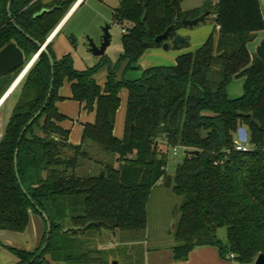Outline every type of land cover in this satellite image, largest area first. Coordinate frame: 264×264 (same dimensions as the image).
<instances>
[{
  "label": "trees",
  "instance_id": "obj_1",
  "mask_svg": "<svg viewBox=\"0 0 264 264\" xmlns=\"http://www.w3.org/2000/svg\"><path fill=\"white\" fill-rule=\"evenodd\" d=\"M6 1L0 0V47L13 41L25 61L36 50L32 39L44 40L68 0H55V6L35 15L38 0H10L8 10ZM180 1L118 0L111 17L121 24V50L113 66L107 65L101 84L93 77L98 64L77 69L67 53L55 58L49 41L44 46L53 61L48 96L50 67L44 51L21 76L0 134V228L22 230L30 209L40 216L44 212L49 231L45 238L41 216L44 230L33 250L7 245L17 258L14 264H105L101 257L105 251L82 247L80 235L94 238L105 228L115 241L124 233L138 239L158 179L179 197L173 258H184L200 244L216 246L222 256L232 252L231 258L247 263L264 252V60L246 47L248 36L253 39L264 28L258 0H204L187 9ZM202 10L214 24L194 50L178 53L172 64L148 65L133 79L116 74L120 62L124 70L133 67L145 48L160 45L175 33L181 17ZM169 24L167 35L154 41ZM17 69L20 66L13 70ZM236 76H242L241 93L231 97L226 85ZM64 80L69 82L70 97L94 112L93 121L82 124L77 143L67 141L68 128L59 123L65 115L54 104ZM122 88L123 133L116 137L112 124ZM34 124L39 133L32 130ZM239 125L250 146L245 150L234 148ZM170 146L179 147L182 155L168 173ZM81 158L97 170L89 167L76 174ZM220 226L224 241L216 235Z\"/></svg>",
  "mask_w": 264,
  "mask_h": 264
},
{
  "label": "rangeland",
  "instance_id": "obj_2",
  "mask_svg": "<svg viewBox=\"0 0 264 264\" xmlns=\"http://www.w3.org/2000/svg\"><path fill=\"white\" fill-rule=\"evenodd\" d=\"M73 0H68L65 10ZM204 0H181V8L187 9L195 5H201ZM41 4L49 3L50 0H38ZM118 3V0H78L73 8L67 13L61 23V28L51 42V49L55 58H58L64 53H67L72 66L77 69H83L94 64H98L93 72L94 78L100 83L103 82L107 70V65L113 66L118 53L121 50L120 32L121 24L113 22L111 17L112 8ZM260 13L264 21V0H258ZM104 22L109 23L108 31L110 34L109 42L102 52L101 61L100 55L92 54L86 45V36L92 38L94 43H98L100 38V26ZM213 19L207 14L202 20H199L190 25H181L186 28V36L188 39L185 44L174 46L168 41V47L162 45H154L143 50L133 67L124 70V63L120 62L116 68L118 76L123 75L127 79H133L139 76L142 68L152 64H172L178 53L194 50L198 47L207 36L210 29L213 27ZM261 29L257 32L260 34ZM257 37V36H256ZM253 40L246 42L248 50L253 48ZM31 54L25 56L29 59ZM25 60V61H26ZM16 70L12 71L11 79L17 74ZM19 76V75H18ZM17 76V77H18ZM15 77L13 81L17 78ZM9 80V81H10ZM19 79L12 87L10 92L4 97L0 103V129L3 127V122L8 116L10 109L17 97ZM242 76L232 77L226 85V92L230 95H239L241 93ZM63 86L65 82L63 81ZM35 133L40 132L38 124L32 126ZM182 151L179 147L173 154L171 149L167 150V158L165 169L171 173L174 168L175 159H179ZM264 162V158H263ZM90 160L80 159L79 165L75 168L76 174H83L89 169ZM97 170L96 165H92L91 171ZM179 197L174 195L170 189L162 185V180L158 179L157 183L152 187L146 207V226L141 235L136 240L129 239L130 236L124 233L122 240L114 243L107 242L109 236L108 230L101 229L102 236L86 237L80 235L81 246L95 247L104 250L105 254H101L105 264H142L143 256L151 253L153 249H159L165 253L166 249L177 240L173 237V222L176 219V208L172 210ZM44 230V222L41 216L28 209V219L24 228L20 231L0 228V239L3 242L0 244V264H13L15 255L7 245L27 250H33L39 243ZM216 235L220 240L224 239V227L216 228ZM103 251V252H104ZM70 262H66V264ZM38 264H48L44 261ZM52 264V263H50ZM248 264V263H247Z\"/></svg>",
  "mask_w": 264,
  "mask_h": 264
},
{
  "label": "crops",
  "instance_id": "obj_3",
  "mask_svg": "<svg viewBox=\"0 0 264 264\" xmlns=\"http://www.w3.org/2000/svg\"><path fill=\"white\" fill-rule=\"evenodd\" d=\"M77 1L78 0H73L71 2V4L62 14L61 17L63 18L61 19L59 25L56 27L55 30H53V32L50 33L51 35L50 38L48 39V41L50 42V47L53 38L56 36V34L59 32L61 28V23L63 19L65 18L67 13L73 8V6L77 3ZM195 6H200V4ZM175 32L186 35V28L180 25ZM256 36L252 39L253 48L255 47V44L258 42V40L262 36H264V28L261 29L260 34H256ZM252 51H254V49H252ZM64 82H65V86H63V82H62L57 88V94L60 96V98L55 99L54 104L57 110L65 115V118L60 120L59 123L63 127L68 128L67 141L70 143H77L80 139L82 124L84 122H92L94 118V112L93 110H86L84 107H82V104L80 102H78L76 99L71 98L69 82L66 80H64ZM96 82L100 83L97 80ZM227 94L228 96L231 97L236 96V95H230L229 93ZM125 97H126V90L122 88L119 90V103L118 106L116 107L114 113V120L112 124V134L116 137H121L123 133ZM3 99L4 98L1 99L0 103L3 101ZM1 130L2 128L0 129V132ZM89 167L92 168L91 163H89ZM102 234L103 233H100L98 236L100 237L102 236ZM108 234L109 236L107 238V242L114 243L115 240L112 239L113 234L111 232H108ZM221 241H224V239ZM160 251L161 250L159 249H153L151 253L145 254L143 256L142 264H247V262H240L234 258L228 257L227 255L226 256L220 255L217 247L210 244L194 245L187 251L186 256L182 259H175L172 257L171 245L168 247V249H166L165 253ZM16 259L17 258L15 257L13 261H16ZM44 262L48 264L52 263L51 261H44ZM66 262L67 261H58L56 264H66ZM70 264H98V263L70 262Z\"/></svg>",
  "mask_w": 264,
  "mask_h": 264
},
{
  "label": "water",
  "instance_id": "obj_4",
  "mask_svg": "<svg viewBox=\"0 0 264 264\" xmlns=\"http://www.w3.org/2000/svg\"><path fill=\"white\" fill-rule=\"evenodd\" d=\"M9 2H10V0L6 1V10H8ZM206 14H207V10H202L201 12H199L198 14H196L192 17L183 16L179 19V24L180 25L193 24L199 20H202L206 16ZM62 18L63 17H60V19L57 21L56 25L54 26L55 29L59 25ZM9 19L11 20V17ZM175 20L176 19H173L172 22H174ZM108 27H109V23H107V22H104L103 24H101V26H100V38H99V41L97 44L93 42L92 38L86 36V45H87L88 50L92 54H94V55L102 54L105 46L108 44L109 38H110ZM170 27H171V24H169L162 32H160L159 34H156L154 36L153 40L158 41V40L164 38L167 35V33L169 32ZM50 35L51 34L48 33L42 42H39L36 39H32V41L36 44V50L31 54L29 59L26 61H24V55H23L22 50L13 41L9 40V41L5 42L0 47V99H2V97L4 96L5 93H9V91L14 86L15 82L17 81V80L13 81V79L15 77L10 80L12 70L20 66V69L17 72V74L19 73L18 75L20 76L26 70V68L30 65V63L33 61V59L36 57V55L41 50L46 53L48 63H49V67H50V79H49V85H48L45 97L48 96L50 88H51V81H52L51 73H52L53 61H52L51 55L45 50L44 46L47 43L48 39L50 38ZM168 39L172 45L178 47V46H180L181 42L186 41L188 39V37L184 34H180L178 32H175ZM248 39L251 40L252 36L249 35ZM161 45L164 48L168 47V41L163 40L161 42ZM254 51L259 58L264 60V36H262L258 40V42L255 44ZM42 106H43V103L41 104L39 109H37L32 114V116H30L28 118V120L26 121L24 126H22L21 129H23L25 127V125H27L28 123L31 122V120L39 113ZM20 132L21 131H19V134H20ZM0 134H1V132H0ZM236 139L240 140V141H244L246 139V130L241 125L237 126V128H236ZM17 140H18V138H17ZM194 151H196V150H194ZM15 153H16V149L14 150V153H13L14 169H15V160H16L15 159ZM175 160L177 162L180 161V159H175ZM101 173H102V170H99L98 174H101ZM15 176H16L17 181L19 182V178H18L16 172H15ZM19 186H20L21 190L24 192V188L22 187V185L20 183H19ZM175 208H176V204L174 203L172 206V210L174 211ZM40 214L43 217V219L45 220L44 237L46 238L48 231H49V222L47 221V218H46L44 212L40 211ZM43 244H44V242L42 243V245L39 247V249L36 251V253L30 259H32L35 255H37L41 251ZM26 263L27 262H24L23 264H26ZM251 264H264V252H261V251L257 252L256 255L254 256Z\"/></svg>",
  "mask_w": 264,
  "mask_h": 264
},
{
  "label": "built area",
  "instance_id": "obj_5",
  "mask_svg": "<svg viewBox=\"0 0 264 264\" xmlns=\"http://www.w3.org/2000/svg\"><path fill=\"white\" fill-rule=\"evenodd\" d=\"M55 29V27H53L51 30H50V32H49V34L51 33V32H53V30ZM27 69V68H26ZM25 72V71H24ZM23 72V73H24ZM23 73L18 77V79H17V81L21 78V76L23 75ZM19 74V73H18ZM18 74H16V76L18 75ZM15 76V77H16ZM17 81L15 82V84L17 83ZM14 84V85H15ZM12 89V88H11ZM10 92V91H9ZM8 94V93H7ZM250 146H249V144L247 143V139H245L244 141H240V140H237V139H235V141H234V148L235 149H240V150H245V149H248ZM176 146H170L169 147V149H171V152L174 154L175 152H176ZM228 256L229 257H231V256H233V253L232 252H229L228 253Z\"/></svg>",
  "mask_w": 264,
  "mask_h": 264
},
{
  "label": "flooded vegetation",
  "instance_id": "obj_6",
  "mask_svg": "<svg viewBox=\"0 0 264 264\" xmlns=\"http://www.w3.org/2000/svg\"><path fill=\"white\" fill-rule=\"evenodd\" d=\"M30 1H36V0H30ZM55 0H50V2L47 4V3H45V4H41L40 6H39V8L38 9H36L34 12H33V14L35 15V14H39V13H41L42 11H45V10H48V9H51V7L52 6H55L56 5V3L54 2ZM8 18H10V17H8Z\"/></svg>",
  "mask_w": 264,
  "mask_h": 264
},
{
  "label": "bare ground",
  "instance_id": "obj_7",
  "mask_svg": "<svg viewBox=\"0 0 264 264\" xmlns=\"http://www.w3.org/2000/svg\"><path fill=\"white\" fill-rule=\"evenodd\" d=\"M17 79H18V77L14 81H16ZM6 95H7V93H5L2 98H4ZM0 101H1V99H0Z\"/></svg>",
  "mask_w": 264,
  "mask_h": 264
}]
</instances>
